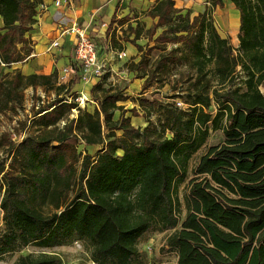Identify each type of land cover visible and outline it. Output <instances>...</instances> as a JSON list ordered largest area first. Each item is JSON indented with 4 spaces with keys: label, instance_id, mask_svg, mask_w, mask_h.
I'll list each match as a JSON object with an SVG mask.
<instances>
[{
    "label": "trees",
    "instance_id": "16d2710c",
    "mask_svg": "<svg viewBox=\"0 0 264 264\" xmlns=\"http://www.w3.org/2000/svg\"><path fill=\"white\" fill-rule=\"evenodd\" d=\"M41 1L0 0V113L22 105L28 88L55 93L34 114L39 134L20 142L0 136L10 158L9 166L0 163V259L31 245L82 242L89 260L79 264H146L142 239L170 232L166 247L177 260L169 264H264V0H228L240 15L236 50L213 17L225 0H208L210 8L195 16L174 0H157L145 13L157 20L149 29L140 22L121 29L119 40L139 52L127 71L144 80V90L170 86L173 93L172 102L139 99L144 110L161 113L143 129L126 116L138 111L120 106L128 96L108 76L91 89L94 112L71 118L78 107L66 99L72 80L58 84L57 71L7 73L32 55L28 35ZM111 45L124 50L116 31ZM217 131L224 140L192 169L183 215L180 187ZM77 142L98 147L96 157L78 153ZM62 262L42 253L15 264Z\"/></svg>",
    "mask_w": 264,
    "mask_h": 264
},
{
    "label": "rangeland",
    "instance_id": "374dc122",
    "mask_svg": "<svg viewBox=\"0 0 264 264\" xmlns=\"http://www.w3.org/2000/svg\"><path fill=\"white\" fill-rule=\"evenodd\" d=\"M187 2L189 3L191 2L192 4L197 3V5L203 8L204 7L210 8V4L208 3V0H202V1L177 0L176 3H178V6H182L183 3H187ZM190 11L192 12V9ZM236 12L238 13V11L234 8L232 4L229 3L228 0H225L224 8L222 9L217 8L214 11V21L216 23V26L219 28L220 32L222 31V29L225 30L226 29L225 27H230L228 26V19L233 13L237 15ZM236 17L238 19L240 18L239 15ZM104 25L105 23L102 24L101 28L104 27ZM233 30L234 29H232L231 27L232 33L234 32ZM238 35L239 33H237V38L234 37L233 34L227 37L230 40L232 46L235 48V50L239 47V42L235 41L236 39L239 41ZM97 46L99 47V49L102 48L101 55L106 52L105 43L97 41ZM51 56H54V54H52ZM48 59H50V57H48ZM104 63L106 64V66L104 67L103 77L108 76V78H110L107 81L108 84H112L114 87H118V89L124 90V92L128 96V100L124 103H120V106H123L125 110L136 109L138 111V116H134V117L132 116L133 114L131 112L126 113V116L132 117L133 125L143 129L148 125L147 120H150L153 123H157V120L161 113L157 112L156 109L144 110L139 103V99L141 98L140 96L150 101L172 102L173 100L170 99V97L173 95V93L171 92L170 86H166L161 90H157L155 88H149L146 91H144V88H142L143 83L140 82L139 80L138 81L133 80L135 79L134 75L131 74L127 75L125 66L116 67V64L112 65L110 63L109 65H107L105 61ZM31 65H33V62L31 63ZM40 66H45V62L43 61V59L41 60ZM177 70L185 71L186 69L185 68L183 69V67L182 68L178 67ZM72 82H74V87L71 93L72 95L68 96L66 99H68L70 102L77 103L78 107L72 110L71 118H77L79 115V110L81 111L88 110L90 112H94L95 108L97 107V103L92 100L91 94L89 96L88 93L86 94L87 91L83 92L86 94V97H84L85 94H82L81 92L85 91V89L82 87L76 88V85H82L79 78L77 79L74 78ZM77 89L79 90V92ZM54 98H55L54 92L45 91L42 88H37V89L28 88L25 91V99L22 105H14L12 110L7 111L5 113H0V136L12 142H20L25 137H32L39 134L37 128L33 125L34 114L38 111V108L40 106H43L44 104L51 102ZM179 101L183 102L182 99L177 98L175 100L176 105L177 102ZM186 107L187 106L183 104V106H181L180 108H186ZM119 116H120V112H116L114 119L117 120ZM63 125L64 123L61 124V126ZM121 134L122 133L120 132L118 133L119 136H121ZM223 140H224V136L221 131L212 132L206 146H204L191 161L188 179L184 184L181 185L180 190L178 192V196L182 204L183 215L185 214V209L183 204L184 196L186 194L187 183L192 178V169L197 165L200 157L204 155L211 146L218 145L222 143ZM76 145H77L78 153H81L82 156L90 155L93 158L96 157L97 150L99 149L98 147H87L85 146V144L80 142H77ZM2 162H6V165L9 166V162H10L9 155L5 153L3 149L0 150V163ZM73 195H74L73 193L70 194L69 197L70 200L72 199ZM2 229H3V223L1 220V213H0V232ZM169 234L170 232H164V233L150 232L142 239V241L139 244V249L144 255L146 264L176 263L177 260L176 255L174 253L169 252L166 247V239ZM79 244L80 246L75 245V243H73L72 245L69 246L56 247L53 249H45L31 245L22 249L19 252L5 255L0 259V264H15L16 261L21 256H28V255L37 256L42 253L60 255L63 260L62 264H79L81 262L89 260V252L87 250V247L82 242H79Z\"/></svg>",
    "mask_w": 264,
    "mask_h": 264
},
{
    "label": "crops",
    "instance_id": "0c3cea01",
    "mask_svg": "<svg viewBox=\"0 0 264 264\" xmlns=\"http://www.w3.org/2000/svg\"><path fill=\"white\" fill-rule=\"evenodd\" d=\"M156 1L157 0H73L70 3L56 6V0H42L36 10L37 24L32 33L28 35V38L31 40L33 45V52L30 56V59L26 63L13 64L11 68L6 69V71L13 72L20 70L24 75L29 76L32 74L50 75L54 71H57L59 74V72L65 67H73L77 70V67L79 68L80 64L75 60L73 36L62 38L60 41L61 47L59 49L48 51L50 44L58 38V27H70L75 23H78L79 25L86 28L88 34L94 38L96 43L97 41L105 43L106 52L102 55V48L99 49L98 47L99 57L103 63L105 61L107 65L111 63L112 65L116 64V67L125 66L126 69V64L129 63L133 58L139 60V52L131 43H126L119 40V36L122 35L121 29H126L129 25L135 27L137 22L146 24V28L149 29L154 23H156L157 20L146 17L145 13L156 3ZM174 1L177 2V0ZM176 7L185 10V12L192 9V14L196 15L203 14L207 9V7L203 8L197 5V3L192 4L191 2L183 3L182 6H178V3H176ZM238 15L239 12L237 15L234 13L231 14L228 19V26L230 27H225V30L222 29L220 32L219 28L217 27L223 38H227L232 34L237 38V33L240 31V18L238 19L236 17ZM122 21H126L125 25L123 26L120 25ZM103 23L107 25L106 28H101ZM1 26L2 19L0 17V27ZM110 27H112V30H109ZM231 27L234 29L233 33L231 32ZM115 31L116 39L123 45V52L126 54V57L122 58L121 60L116 58V55L112 53L113 50L120 52L117 49H113L111 45ZM235 41L238 40L236 39ZM148 42V39L142 38L139 41V44L145 46ZM149 44L150 46L154 45L153 42H150ZM52 54H54V56H51ZM48 57H50V59H48ZM42 59L45 62V66H40ZM32 62L33 65H31ZM126 73L127 75L131 74L128 71ZM74 78H79L78 73L76 76H74ZM74 78H72V80ZM109 79L110 78H108V80ZM133 80H139L142 82V88H144V80L137 78ZM95 84L96 82H93L89 85H84L82 83V85H76V88H84L85 91H82L81 93L85 94L83 92L87 91L86 94L88 93L90 96L91 89ZM86 94L84 97H86Z\"/></svg>",
    "mask_w": 264,
    "mask_h": 264
},
{
    "label": "built area",
    "instance_id": "2783aa9c",
    "mask_svg": "<svg viewBox=\"0 0 264 264\" xmlns=\"http://www.w3.org/2000/svg\"><path fill=\"white\" fill-rule=\"evenodd\" d=\"M73 0H56L55 5L61 6L65 3H70ZM129 1V0H126ZM104 27H107L105 24ZM58 38L55 39L48 49V51L56 50L61 47V39L67 36H73L75 60L79 62L80 67H65L58 74V84H68L74 76L78 73L80 82L84 85L92 84L93 82H100L104 75L105 63L99 57V49L96 41L92 38L87 29L78 23L73 24L70 27H58ZM116 55V58L122 59L126 57L124 52L112 51ZM30 57L24 60L22 63H26ZM178 107L183 106L181 101L177 102ZM75 245L80 246L79 242H75Z\"/></svg>",
    "mask_w": 264,
    "mask_h": 264
},
{
    "label": "bare ground",
    "instance_id": "6f19581e",
    "mask_svg": "<svg viewBox=\"0 0 264 264\" xmlns=\"http://www.w3.org/2000/svg\"><path fill=\"white\" fill-rule=\"evenodd\" d=\"M236 42H238V41H236Z\"/></svg>",
    "mask_w": 264,
    "mask_h": 264
}]
</instances>
